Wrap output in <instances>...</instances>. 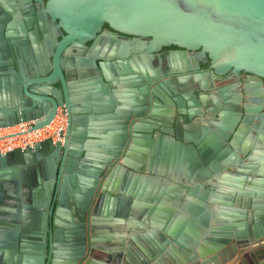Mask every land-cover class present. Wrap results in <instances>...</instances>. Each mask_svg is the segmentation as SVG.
<instances>
[{
    "label": "water",
    "instance_id": "95a60500",
    "mask_svg": "<svg viewBox=\"0 0 264 264\" xmlns=\"http://www.w3.org/2000/svg\"><path fill=\"white\" fill-rule=\"evenodd\" d=\"M26 21L35 31L5 33L33 49L0 74V126L47 125L59 106L67 125L63 141L0 152V264H264V101L258 124L221 90L204 104L212 126L149 111L163 47L177 48L170 72L195 51L217 73L264 78V0H45Z\"/></svg>",
    "mask_w": 264,
    "mask_h": 264
},
{
    "label": "flooded vegetation",
    "instance_id": "af4514ba",
    "mask_svg": "<svg viewBox=\"0 0 264 264\" xmlns=\"http://www.w3.org/2000/svg\"><path fill=\"white\" fill-rule=\"evenodd\" d=\"M44 3L45 0H0V74L6 72L11 65L16 66L17 60H20L24 65L27 64L26 54L23 53L22 48L25 47V51L28 53L32 47L21 43L12 48L5 38V33L9 31L17 33H20V31H35L33 27L27 28L26 18L35 15L37 10L43 8ZM30 8L33 9V12H30ZM45 19L50 26L56 25V21H52L50 16L47 15ZM35 23H37L36 20L33 21V25ZM48 31H56V35L58 36L63 30L54 28ZM115 31L105 23L99 34L107 38ZM116 38L133 42L127 56L138 57V51L134 47V41H132L135 40L134 36L117 34ZM113 42L115 43V40ZM175 49H177L175 46L163 47L156 53L158 57L152 59L153 66L157 68L159 75L152 79L149 85L151 88H154L158 95H155L151 99L149 111L158 114L166 113V118L171 119L169 121L170 126L172 122L175 124L177 120L181 129L185 125H195L196 119H200L204 125L212 126L211 115L205 109L204 104L209 105L208 103H210V105L214 106L213 95H218L221 90L228 93V99H230L229 105L239 107V112L242 114L240 122L244 123L250 115L255 114L251 109L256 104L264 101V78L258 79L244 71L217 73L209 67L204 59L198 58L195 51H188L191 57L189 69L185 68L183 64H178L173 66L174 71L170 72V65L166 62V56ZM28 62L31 63L32 61L29 60ZM200 93H203V97L200 96ZM183 94L187 96L185 97ZM175 97H179L184 102L186 109H197L199 107L201 109L200 115L192 118L179 115L177 113V105L180 102H177ZM255 115L254 123L258 124L262 116L259 113ZM240 158L243 159L244 156L241 155ZM34 181L36 182V180ZM50 209L51 212L50 210L48 211V227L54 229L56 227L50 221V216L52 219L57 214L56 201ZM64 234L65 232H63ZM73 235L74 233L67 232L68 238H72ZM34 241H38L41 245L44 244L41 238ZM66 243L67 241L64 236L62 240H58V238L56 241L52 240L51 244H54L53 250H55L56 258L60 256V252Z\"/></svg>",
    "mask_w": 264,
    "mask_h": 264
},
{
    "label": "built area",
    "instance_id": "2783aa9c",
    "mask_svg": "<svg viewBox=\"0 0 264 264\" xmlns=\"http://www.w3.org/2000/svg\"><path fill=\"white\" fill-rule=\"evenodd\" d=\"M34 123L35 119H26L12 125L0 126V152L30 148L47 138L53 142L63 141L67 125L66 111L59 106L49 124L34 127Z\"/></svg>",
    "mask_w": 264,
    "mask_h": 264
},
{
    "label": "crops",
    "instance_id": "0c3cea01",
    "mask_svg": "<svg viewBox=\"0 0 264 264\" xmlns=\"http://www.w3.org/2000/svg\"><path fill=\"white\" fill-rule=\"evenodd\" d=\"M160 177H162V176H160ZM162 179H163V177H162ZM167 180H162V181H156L157 182V185H158V189H161V188H165L166 186H167V182H166ZM164 206H166V207H171V205H170V200L167 198V197H163L162 196V201H160ZM175 208H177V210H178V212H180V211H182V209L178 206V204H177V206H175ZM133 231H135L134 229H133ZM111 243V242H110ZM109 243V244H110Z\"/></svg>",
    "mask_w": 264,
    "mask_h": 264
}]
</instances>
